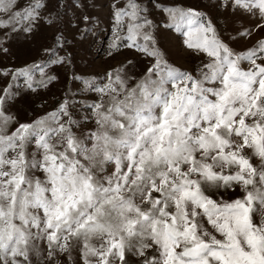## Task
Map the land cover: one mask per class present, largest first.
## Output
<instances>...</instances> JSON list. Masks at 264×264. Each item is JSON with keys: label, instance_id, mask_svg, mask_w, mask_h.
Listing matches in <instances>:
<instances>
[{"label": "snow or ice", "instance_id": "snow-or-ice-1", "mask_svg": "<svg viewBox=\"0 0 264 264\" xmlns=\"http://www.w3.org/2000/svg\"><path fill=\"white\" fill-rule=\"evenodd\" d=\"M0 264H264V0H0Z\"/></svg>", "mask_w": 264, "mask_h": 264}]
</instances>
